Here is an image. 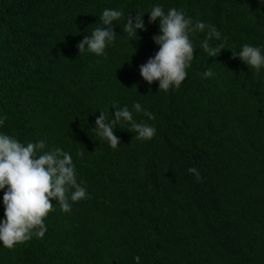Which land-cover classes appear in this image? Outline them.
Returning a JSON list of instances; mask_svg holds the SVG:
<instances>
[{"label":"trees","instance_id":"16d2710c","mask_svg":"<svg viewBox=\"0 0 264 264\" xmlns=\"http://www.w3.org/2000/svg\"><path fill=\"white\" fill-rule=\"evenodd\" d=\"M155 3L227 38L213 58L199 48L205 33L195 34L188 74L167 92L139 73L158 48L147 14ZM105 7L124 12L115 42L104 56H79ZM136 12L146 30L130 37L123 26ZM260 17L257 0H0V132L70 152L89 194L70 212L53 201L44 237L0 246V264H136L137 255L140 264H264V70L231 52L264 45ZM135 101L155 116L135 119L156 134L139 141L117 125L113 149L95 119Z\"/></svg>","mask_w":264,"mask_h":264},{"label":"clouds","instance_id":"9594fccd","mask_svg":"<svg viewBox=\"0 0 264 264\" xmlns=\"http://www.w3.org/2000/svg\"><path fill=\"white\" fill-rule=\"evenodd\" d=\"M264 7V0H257ZM259 11V9H257ZM148 14V23H157L158 32L152 41L158 46L154 55L139 65V73L148 85L158 83V90L165 92L176 90L187 76L194 58L196 44L194 36L204 32L199 48L208 57H217L224 49L221 32L212 24L201 20L195 22L183 9L170 7L166 11L162 4L152 5ZM124 12L120 8L105 7L99 17L102 26L95 27L90 34L84 35L76 47L79 56L91 53L96 56L106 55V48L111 46L117 37L114 22L118 24ZM144 14L129 13L123 30L130 37H137L138 31H145ZM258 27L264 28V17H260ZM206 30V31H205ZM219 41V43H213ZM233 58H238L249 69L259 74L264 70V45L244 43L238 51L233 50ZM214 75L211 67L202 76L211 78ZM114 115L100 111L92 130L96 136L116 149L121 141L114 134L117 125L126 126L135 133L139 141L150 140L156 134V127L143 120L137 121L135 114H143L149 121L154 114L144 108L140 102L115 107ZM4 119L0 117V126ZM187 171L201 180L198 168L189 167ZM85 182L78 179L76 165L70 152L61 147L46 148L45 140L24 143L15 136L0 132V191L3 192V218H0V246L13 248L16 244L26 242L33 236L43 238L47 227L45 217L54 210L53 201L61 211L70 212L74 202L88 198ZM140 264V256L133 257Z\"/></svg>","mask_w":264,"mask_h":264}]
</instances>
